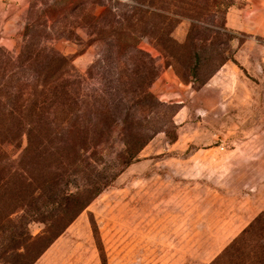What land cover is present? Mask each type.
<instances>
[{
    "label": "rangeland",
    "instance_id": "obj_1",
    "mask_svg": "<svg viewBox=\"0 0 264 264\" xmlns=\"http://www.w3.org/2000/svg\"><path fill=\"white\" fill-rule=\"evenodd\" d=\"M222 1L158 0L152 14V0H0V47L37 36L71 58L73 87L93 105L108 79L94 15L108 7L125 17L161 67L150 90L167 105L134 103L154 136L33 264H211L220 254L229 264L236 249L240 264L249 251L264 264V0ZM166 70L175 79L156 86ZM119 121L99 147L100 167L123 149ZM43 228L30 224L33 235Z\"/></svg>",
    "mask_w": 264,
    "mask_h": 264
},
{
    "label": "trees",
    "instance_id": "obj_2",
    "mask_svg": "<svg viewBox=\"0 0 264 264\" xmlns=\"http://www.w3.org/2000/svg\"><path fill=\"white\" fill-rule=\"evenodd\" d=\"M152 2L146 12L158 14V0ZM232 3L222 1L226 7ZM94 21L97 39L105 44L99 61L108 78L94 105L73 87L71 58L42 46L37 36L26 32V41L14 51L0 47V264H33L152 139L156 131L131 113L134 103L167 107L150 90L161 67L139 47L140 37L128 30L126 18L107 7ZM161 31L159 37L175 42L172 29ZM120 110L123 117H118ZM118 121L123 149L112 157L114 166L100 167L99 147ZM7 143L15 149L6 151ZM35 222L44 226L38 235L30 230ZM261 256L249 251L248 264H262ZM222 261L220 254L211 264ZM228 262L240 264L237 249Z\"/></svg>",
    "mask_w": 264,
    "mask_h": 264
},
{
    "label": "crops",
    "instance_id": "obj_3",
    "mask_svg": "<svg viewBox=\"0 0 264 264\" xmlns=\"http://www.w3.org/2000/svg\"><path fill=\"white\" fill-rule=\"evenodd\" d=\"M23 1V0H22ZM259 23H258V22ZM256 21V23H258V24H256V23H254L253 25H251V28H252V30H254V31H260L261 30V24H262V21H261V19H259V20H257ZM11 35H7L6 37H2V40H7V41H11ZM173 80V79H175L174 77H173V75H172V73L169 71V70H166V71H164V72H162V74H161V76L158 78V80L156 81V86H159L160 85V83H161V81L162 80Z\"/></svg>",
    "mask_w": 264,
    "mask_h": 264
}]
</instances>
